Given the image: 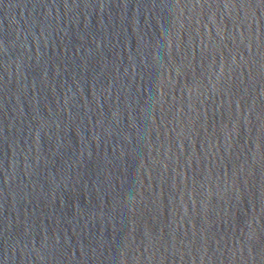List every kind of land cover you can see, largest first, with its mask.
Returning a JSON list of instances; mask_svg holds the SVG:
<instances>
[{"label": "water", "instance_id": "obj_1", "mask_svg": "<svg viewBox=\"0 0 264 264\" xmlns=\"http://www.w3.org/2000/svg\"><path fill=\"white\" fill-rule=\"evenodd\" d=\"M0 264H264V0H0Z\"/></svg>", "mask_w": 264, "mask_h": 264}]
</instances>
